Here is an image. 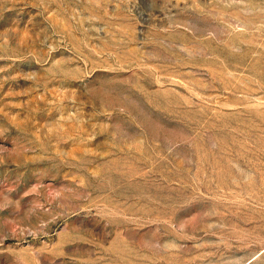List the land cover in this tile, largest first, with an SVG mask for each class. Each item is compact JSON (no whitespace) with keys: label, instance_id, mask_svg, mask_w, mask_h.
I'll return each mask as SVG.
<instances>
[{"label":"rangeland","instance_id":"rangeland-1","mask_svg":"<svg viewBox=\"0 0 264 264\" xmlns=\"http://www.w3.org/2000/svg\"><path fill=\"white\" fill-rule=\"evenodd\" d=\"M0 264H264V0H0Z\"/></svg>","mask_w":264,"mask_h":264}]
</instances>
